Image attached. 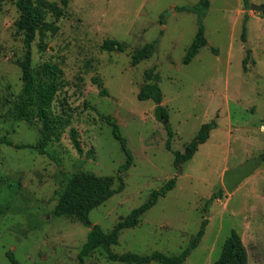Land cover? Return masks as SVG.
I'll return each mask as SVG.
<instances>
[{
  "label": "rangeland",
  "instance_id": "374dc122",
  "mask_svg": "<svg viewBox=\"0 0 264 264\" xmlns=\"http://www.w3.org/2000/svg\"><path fill=\"white\" fill-rule=\"evenodd\" d=\"M15 1L0 0V176L12 181L0 186V206L6 208L0 215V264H11L8 250L21 264L78 263L90 227L74 216L56 215L53 208L73 171L116 176L126 162L103 119L108 115L117 119L134 165L123 173L125 188L90 212L93 224L110 231L153 190L173 177L177 180L138 226L122 231L114 252L179 254L207 218L204 236L183 264H215L233 230L247 248L248 264H264V159L232 192L223 185L227 169L264 152L263 10L245 7L244 0H210L203 16L209 45L185 64L202 17L200 0H68L66 6L63 0H49L61 6L62 14L49 9L45 19L59 30H39L31 47L38 81L46 62L62 70L55 78L58 92L50 110L55 132L49 157L1 142L36 143L42 128L38 117L32 122L17 117L24 86L20 61L26 48ZM250 4L264 5V0ZM107 38L123 42L125 50H105ZM153 41L157 46L151 57L134 65L132 55ZM147 82L162 88L161 105L169 111L171 133L156 116L159 103L138 98ZM213 119L217 126L209 139L191 160L176 166L175 152H183L202 124ZM73 129L83 153L73 144ZM220 189L222 195L209 202ZM85 264L128 263L111 261L98 249Z\"/></svg>",
  "mask_w": 264,
  "mask_h": 264
},
{
  "label": "trees",
  "instance_id": "16d2710c",
  "mask_svg": "<svg viewBox=\"0 0 264 264\" xmlns=\"http://www.w3.org/2000/svg\"><path fill=\"white\" fill-rule=\"evenodd\" d=\"M15 3L21 15L17 21V27L24 33V44L26 48L24 58L20 61L24 86L23 94L20 96L19 102L16 105L17 117L31 122L38 117L42 122V128L36 143H14L6 138L1 139V142L14 146L17 149L33 148L42 155L53 157L48 148V144L55 132L54 119L51 116L50 110L58 92V85L55 78L62 70L56 64L46 62L41 65L40 74L43 78L38 81L32 68L31 47L39 30L45 29L53 33L59 30V26L56 23L45 19L46 12L51 9L59 12L57 14L61 15L62 10L57 2H51L49 0H16ZM63 3L66 6L68 0H63ZM209 5L210 0H200L197 6L198 10H202V17H200L197 33L185 54L183 60L185 64L190 63L198 54L200 48L208 42L205 34L203 16ZM244 5L249 8L251 6L250 0H244ZM248 20L249 15L245 14L242 36L244 40L246 39V24ZM156 46V41L145 44L132 55V63L136 65L142 60L150 58ZM103 48L107 51H124L126 47L123 42L117 39L107 38L103 43ZM212 49L215 52L217 51L215 48ZM247 51L248 54L243 60L245 70H247V61L251 55V50L248 49ZM102 90L105 92L104 89ZM138 98L140 100L152 99L159 103L156 108V116L166 122V128L171 133V125L168 122L170 118L169 111L165 106L161 105L163 91L160 85L156 82H147L139 91ZM103 119L111 125L114 137L119 141L123 152L127 156L126 162L120 167V172L116 176L97 175L84 170L73 171L65 178L59 189L58 202L53 208V212L56 215L74 216L83 224L90 227L87 240L78 254L77 264H85L86 258L98 249L104 250L111 261H119L122 263L149 264L156 261L161 264H183L204 236L208 223L207 218H204L200 230L188 247L179 254L170 255L158 250L149 254L136 252L116 253L112 249L113 245L119 243L120 235L124 229L138 226L141 221V216L152 208L161 196H165L176 186V177L169 179L161 188L153 190L145 203L134 208L130 214L119 220L110 231H105L101 225L91 222L89 217L90 212L125 188L126 182L123 173L134 165V156L128 147L126 137L121 132L117 119L112 115L103 116ZM216 126L217 122L214 119L202 124L198 134L186 145L185 150L183 152H175L176 166L180 167L183 163L191 160L199 146L209 139L211 131ZM71 138L75 148L80 153H83L84 149L78 137V132L74 129L71 130ZM167 145L170 147L169 143ZM261 156L264 159V152ZM10 179L8 176H0V186L11 185L12 181ZM116 180L119 181L118 187L115 186ZM18 183L21 185L20 181ZM222 193V189L213 193L209 202H213L219 198ZM5 211L6 208L0 206V215L5 213ZM6 255L11 264H21L12 250H8ZM248 258V251L241 235L236 230H233L224 241L220 256L215 261V264H248Z\"/></svg>",
  "mask_w": 264,
  "mask_h": 264
},
{
  "label": "water",
  "instance_id": "95a60500",
  "mask_svg": "<svg viewBox=\"0 0 264 264\" xmlns=\"http://www.w3.org/2000/svg\"><path fill=\"white\" fill-rule=\"evenodd\" d=\"M251 8L254 10H264V5L252 4ZM207 45L208 42L206 43ZM263 160L262 156L257 158H250L239 166L227 169L223 175V185L228 192H232L234 187L244 178L249 176L255 169H257Z\"/></svg>",
  "mask_w": 264,
  "mask_h": 264
}]
</instances>
